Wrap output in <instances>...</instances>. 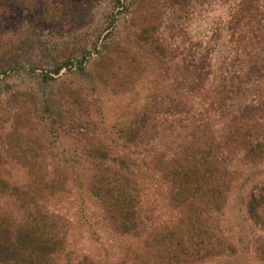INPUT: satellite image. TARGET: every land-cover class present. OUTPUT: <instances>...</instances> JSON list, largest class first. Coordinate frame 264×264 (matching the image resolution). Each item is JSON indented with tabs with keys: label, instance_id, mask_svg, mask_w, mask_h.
I'll use <instances>...</instances> for the list:
<instances>
[{
	"label": "rangeland",
	"instance_id": "1",
	"mask_svg": "<svg viewBox=\"0 0 264 264\" xmlns=\"http://www.w3.org/2000/svg\"><path fill=\"white\" fill-rule=\"evenodd\" d=\"M0 51L11 54L0 61V174L20 191L39 172L52 183L38 203L66 230L56 264H264V0H0ZM211 146L227 193L208 224L233 250L200 255L196 235L171 238L189 252L169 259L157 230L188 209L173 205L162 167ZM116 172L138 199L130 231L92 189ZM23 210L0 192L1 214L21 222Z\"/></svg>",
	"mask_w": 264,
	"mask_h": 264
},
{
	"label": "trees",
	"instance_id": "2",
	"mask_svg": "<svg viewBox=\"0 0 264 264\" xmlns=\"http://www.w3.org/2000/svg\"><path fill=\"white\" fill-rule=\"evenodd\" d=\"M54 17L55 14H47L48 19ZM10 55V53L4 55L0 51V61L5 60ZM70 60L62 62L52 72L58 74L63 67L68 68L73 65V61ZM84 61L85 52L80 59L76 60L78 69H82ZM14 69H18L17 66ZM43 78L44 80L53 79L49 74H44ZM142 120L141 124L144 125L146 119ZM139 127V124L129 125L125 131L132 139V137H137ZM14 135L17 136V140L22 137L15 132L9 134L8 137L15 140ZM255 143L257 144L255 146L259 147L262 152L264 141H256ZM18 146L23 147L20 144ZM106 155L104 153L102 158ZM15 157L22 163H29L30 158L27 154H18ZM215 158L216 156L212 154V146L209 147V150L202 149L197 155L190 154V150H187L169 159L166 165L162 167L163 175L171 184L170 198L173 205L182 208V210L188 209L186 215L179 220L180 222L176 221L177 225L170 232L166 229L157 230V235H160L161 241L165 242L163 239H166L165 252L169 259L179 258L182 253L189 252L182 247L179 251L170 248L174 246L167 242L171 238L180 243L181 240L193 239L196 235L198 243L195 246L199 247L196 251L198 252L199 249L200 255L216 256L233 250L230 244L214 240L213 228L210 231L211 225L208 224L212 211L222 209L227 193L226 173L222 175V165ZM1 160L0 155V164ZM116 174L118 173L116 172ZM121 175L118 174V176L113 177L103 175L94 181L92 189L96 198L100 200L105 214L116 229L130 231L135 229L142 220H140L141 217L137 208V195L133 198L131 194V190H133L130 188V185L132 186L131 180H129L131 176L129 175L128 179L125 174ZM51 184L39 172L34 174L32 184L28 189L20 191L16 187L10 188L0 174V192L14 191L25 214L24 219L18 222L0 213V264H56L59 255L67 256L64 225L54 216L48 214L44 210V206L38 203V199L43 197L45 193H53ZM258 208L259 204H250V214L253 216ZM210 210L212 211L209 212ZM182 227H189V230H184L190 231V233L185 235ZM78 264L89 263L83 260Z\"/></svg>",
	"mask_w": 264,
	"mask_h": 264
}]
</instances>
